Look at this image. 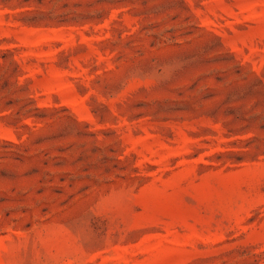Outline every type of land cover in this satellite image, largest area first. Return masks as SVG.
<instances>
[{"label":"rangeland","instance_id":"374dc122","mask_svg":"<svg viewBox=\"0 0 264 264\" xmlns=\"http://www.w3.org/2000/svg\"><path fill=\"white\" fill-rule=\"evenodd\" d=\"M0 264H264V0H0Z\"/></svg>","mask_w":264,"mask_h":264}]
</instances>
